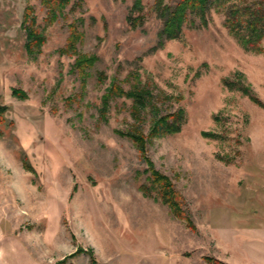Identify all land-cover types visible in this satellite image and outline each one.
I'll return each mask as SVG.
<instances>
[{
  "label": "rangeland",
  "instance_id": "1",
  "mask_svg": "<svg viewBox=\"0 0 264 264\" xmlns=\"http://www.w3.org/2000/svg\"><path fill=\"white\" fill-rule=\"evenodd\" d=\"M76 1L47 26L40 0H0V264H264V53L245 52L224 27V10L238 0L214 4L205 25L194 19L160 48L155 0H140L135 28L134 0ZM27 5L46 37L36 57L24 50ZM71 21L84 35L78 50L99 61L82 98L67 105L79 83L73 57L56 50ZM113 80L124 90L147 84L160 114L183 110L180 131L153 140L146 156L181 196L191 226L140 190L147 164L113 132L133 124L131 101L115 100L99 121ZM143 117L147 133L148 109Z\"/></svg>",
  "mask_w": 264,
  "mask_h": 264
},
{
  "label": "trees",
  "instance_id": "2",
  "mask_svg": "<svg viewBox=\"0 0 264 264\" xmlns=\"http://www.w3.org/2000/svg\"><path fill=\"white\" fill-rule=\"evenodd\" d=\"M230 1L232 0H178L174 5H168L165 0H155L153 8L161 22V28L157 33L156 48L162 47L165 41L178 39L186 24L191 27L195 26L194 19H198L199 23L205 25V13L211 6L216 3L224 4ZM40 5L45 12L43 19L45 25L51 26L57 23L59 19H66L65 9L68 6H78L79 2L76 0H40ZM134 13H137L135 17L133 16ZM224 15V27L245 52L264 53V0H238V3L229 4L226 7ZM127 21L132 28L142 24L143 14L140 0H134ZM21 28L25 35L24 50L26 54L36 57L41 53L46 37L44 32L37 26L34 9L30 5L24 8ZM67 30L68 35L65 43L63 47L56 50V53L59 56L73 57L74 59L71 72L78 80L79 91L73 97L66 98L65 102L68 105L77 98H82L91 71L99 58L94 54L81 53L78 50L79 45L84 40V35L78 29L75 21L67 24ZM95 76L96 82L100 85L104 84L107 79L102 71H97ZM225 85L232 87L235 84L233 81H225ZM241 87H243L241 90L249 96L252 102L262 106L247 87ZM11 97L21 101L26 99L25 93L17 89H11ZM121 98L131 101L129 115L133 119V124L125 132L120 130H114L113 132L119 137L128 138L142 161L147 164L143 172L147 175L146 181L148 184L141 185L140 190L147 196L154 192L162 204L168 207L174 218L184 219L187 225L191 226L188 216L182 209L181 196L174 190L171 181L165 175L153 169L151 161L146 156V146L152 143L153 140L171 136L180 131L184 123L183 110L178 109L160 114V110L155 104L156 96L152 94L147 84L142 87L133 85L128 90H124L119 81L113 80L104 89L100 97V107L98 108L100 122L107 123L110 104ZM147 109L152 120L147 133H144L142 129L143 114ZM5 111L6 107H0V117ZM24 165L29 167L26 163ZM79 252L81 250L76 253ZM58 264H64V260ZM90 264H94V262L91 261ZM210 264L222 263L211 260Z\"/></svg>",
  "mask_w": 264,
  "mask_h": 264
}]
</instances>
